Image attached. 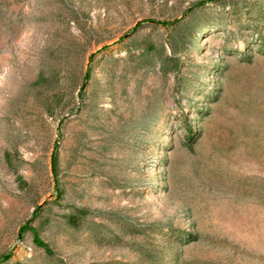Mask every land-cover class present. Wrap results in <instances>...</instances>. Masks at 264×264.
Here are the masks:
<instances>
[{"label":"rangeland","instance_id":"rangeland-1","mask_svg":"<svg viewBox=\"0 0 264 264\" xmlns=\"http://www.w3.org/2000/svg\"><path fill=\"white\" fill-rule=\"evenodd\" d=\"M8 255L264 264V0H0Z\"/></svg>","mask_w":264,"mask_h":264},{"label":"trees","instance_id":"trees-1","mask_svg":"<svg viewBox=\"0 0 264 264\" xmlns=\"http://www.w3.org/2000/svg\"><path fill=\"white\" fill-rule=\"evenodd\" d=\"M54 165H55V169H56V163H54ZM79 219H80V217L73 215V216L69 217L68 223L73 227H77L79 225ZM27 230H31V227H29V228L27 227L26 229L23 230V232H26ZM32 233H33V238H34L33 241H34L35 246L43 249L47 254H51L49 247L39 238L36 231H32ZM10 257L11 256L8 255V256L1 258L0 263H5V262L9 261Z\"/></svg>","mask_w":264,"mask_h":264}]
</instances>
